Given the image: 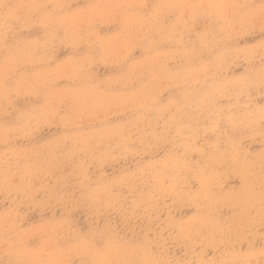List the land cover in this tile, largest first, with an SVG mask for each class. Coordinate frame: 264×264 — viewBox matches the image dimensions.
Wrapping results in <instances>:
<instances>
[{
	"label": "rangeland",
	"instance_id": "374dc122",
	"mask_svg": "<svg viewBox=\"0 0 264 264\" xmlns=\"http://www.w3.org/2000/svg\"><path fill=\"white\" fill-rule=\"evenodd\" d=\"M12 0L0 259L262 261L264 4Z\"/></svg>",
	"mask_w": 264,
	"mask_h": 264
},
{
	"label": "clouds",
	"instance_id": "9594fccd",
	"mask_svg": "<svg viewBox=\"0 0 264 264\" xmlns=\"http://www.w3.org/2000/svg\"><path fill=\"white\" fill-rule=\"evenodd\" d=\"M169 7L179 9L182 13L186 14L189 18L195 15L199 10L214 8L216 5L211 3V0H170ZM44 7L42 4H36L35 0L28 5V12L31 14L39 8ZM13 19L20 20L21 13L19 6L14 5L12 0H0V41H2L5 32L9 28L10 21ZM260 123L262 131H264V107L260 110ZM261 256H264V250H261ZM0 264H50L49 261L43 260H32V261H20V260H9L4 261L0 259ZM94 264H161L160 261L152 259H136V260H99ZM238 264H264V260L256 261H240Z\"/></svg>",
	"mask_w": 264,
	"mask_h": 264
},
{
	"label": "snow or ice",
	"instance_id": "6c2138e0",
	"mask_svg": "<svg viewBox=\"0 0 264 264\" xmlns=\"http://www.w3.org/2000/svg\"><path fill=\"white\" fill-rule=\"evenodd\" d=\"M262 4H264V0H262Z\"/></svg>",
	"mask_w": 264,
	"mask_h": 264
}]
</instances>
